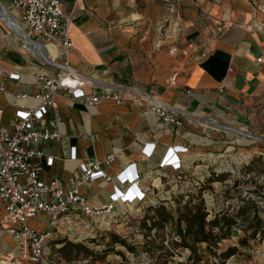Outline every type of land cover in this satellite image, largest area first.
Wrapping results in <instances>:
<instances>
[{
    "label": "crops",
    "instance_id": "obj_1",
    "mask_svg": "<svg viewBox=\"0 0 264 264\" xmlns=\"http://www.w3.org/2000/svg\"><path fill=\"white\" fill-rule=\"evenodd\" d=\"M61 2L71 14L75 49L66 60L59 57L62 48L47 47L28 35L19 13L8 0H0V88L10 93L0 92V127L11 128L19 92H38L32 84L38 67L53 74L74 71L91 83L90 92L109 90L123 99L120 104L103 101L86 108L57 97L62 118L59 129L65 139L63 144L43 146L57 158L52 168L42 172L44 182L56 177L67 184L81 163L93 158L104 162L114 154L110 165L103 164L112 182L98 180L84 186L81 193L92 205L106 204L116 188L128 190V185H119L117 177L137 173L138 187L148 197L143 203H118L119 211L150 202L151 193L165 191L167 172L179 179L198 175L207 167L204 161L235 150V135L253 139L246 129L258 126L264 116V0ZM9 20L33 41V51L20 28L19 32L12 30ZM40 53L55 65L39 58ZM66 61L68 69H63ZM12 73H20L25 84L9 79ZM157 103L177 115L183 125L161 122L156 116ZM147 145L155 146L151 158L143 153ZM175 146L190 149L179 154L185 160L184 168H161L167 151ZM70 148H76L75 161L68 158ZM3 216L0 202V221ZM6 238L15 245L3 235L0 259L16 250Z\"/></svg>",
    "mask_w": 264,
    "mask_h": 264
},
{
    "label": "built area",
    "instance_id": "obj_2",
    "mask_svg": "<svg viewBox=\"0 0 264 264\" xmlns=\"http://www.w3.org/2000/svg\"><path fill=\"white\" fill-rule=\"evenodd\" d=\"M8 1L12 9L19 13L28 35L32 34L47 47L62 48L59 57L64 60L75 50L70 31L71 14L64 11L62 0ZM261 11L264 12V7ZM38 57L55 65L54 60L46 56L38 54ZM61 67L68 69L67 61ZM9 79L25 84L20 73L10 74ZM32 84L38 92H19L11 128L0 127V202L4 211L0 221V239L8 235L14 240L16 250L12 259L19 257L35 264H47L46 244L60 230L63 220L82 216L98 222L112 217L117 212L118 203L127 206L143 203L148 196L138 187L140 175L133 172L117 177L119 185H128V190L123 192L116 188L106 204L92 205L81 193L84 186L98 180L112 182L113 179L103 170V164L110 165L115 160L114 154L108 155L104 162L93 158L81 163L67 184L56 177L48 183L44 182L42 172L52 168L57 158L43 146L53 142L63 144L65 139L59 129L62 118L57 97L91 108L103 101L114 100L120 104L123 96L109 90L101 94L90 92L91 83L70 70L66 74H53L38 67ZM0 92L10 95L2 87ZM155 106L156 116L161 122L173 127L183 125V121L165 105L157 103ZM189 150L184 146L170 148L160 167L182 170L185 160L179 154H187ZM154 151V145H147L143 153L151 158ZM68 158L77 160L76 148H70ZM196 187L200 188V184ZM40 217L48 219L49 226L44 233L27 225ZM8 258L5 257L6 260ZM6 260L0 264H6Z\"/></svg>",
    "mask_w": 264,
    "mask_h": 264
},
{
    "label": "rangeland",
    "instance_id": "obj_3",
    "mask_svg": "<svg viewBox=\"0 0 264 264\" xmlns=\"http://www.w3.org/2000/svg\"><path fill=\"white\" fill-rule=\"evenodd\" d=\"M246 131L264 138V116L261 117L258 126H251ZM235 136L237 140L235 150L204 161L203 166L207 167H203L204 171L198 175L191 173L187 179L183 176L179 179L175 173L167 172L163 180L169 182V185L160 194L151 193L150 202L126 207L115 212L112 217L98 222L82 216L63 220L60 230L46 244L47 264H187L191 252L173 244L179 241L174 224H168L162 230L156 228L148 233L142 222L153 215L152 212L149 213V208L161 202L176 210L178 205H183L190 197H195L197 201L196 196L199 195L197 184L205 190L201 199L204 200L209 212L208 220L219 214L230 218L236 216L243 200L259 206L262 211L260 215L264 217V141ZM222 175H225V178L220 181L218 176ZM211 177L214 181L208 182ZM193 188L196 190L190 193L193 192ZM186 196L188 198H185ZM147 222L149 224V221ZM237 224L229 239L222 240L217 245L197 246L201 260L196 263L211 264L215 262L216 252L232 246L238 248L240 252L229 259L227 264H264V239L254 241L247 238L248 223L237 219ZM27 225L40 233L46 232L49 226L45 217L29 221ZM215 233L220 234L218 230ZM111 235L118 236L135 248V251L131 252L122 244L113 245ZM5 241L10 248L16 247L9 239L6 238ZM69 242L86 246L97 255L89 259L73 249H68L63 254L58 253V250ZM105 250H110L106 257L102 256ZM67 253L70 261L64 258ZM5 260L3 257L0 262ZM6 264L35 263L25 258L12 259L10 256Z\"/></svg>",
    "mask_w": 264,
    "mask_h": 264
},
{
    "label": "trees",
    "instance_id": "obj_4",
    "mask_svg": "<svg viewBox=\"0 0 264 264\" xmlns=\"http://www.w3.org/2000/svg\"><path fill=\"white\" fill-rule=\"evenodd\" d=\"M218 178L223 180L225 175L218 176ZM213 177H211L208 182H213ZM199 195L195 197H190V200L185 202L183 205H178L176 210H173L165 202H161L156 206L149 208V213H153L143 220V227L149 233L154 229L162 230L168 224L175 225V231L179 237L178 242L173 244L176 247L188 249L191 252L189 256V262L187 264H197L201 260L197 253V246L202 244H219L222 240L229 239L232 236L233 229L236 228L237 219H241L243 222L248 223L246 231L249 232V239L262 241L264 239V217L260 215L261 209L254 202L242 201L239 210L234 217H228L225 215H215L212 220H208L209 212L202 198L205 192L204 188L200 186L198 188ZM149 221V224L148 222ZM218 230L220 234H216L215 231ZM146 238L148 234L145 235ZM112 243L122 244V246L127 247L131 252L135 251V248L129 246L124 240L120 239L118 236L111 235ZM68 249H73L78 251V253L84 254L86 258L95 257L97 254L91 251L86 246L81 244L67 243L58 250V253L63 254ZM110 250H105L102 256L109 254ZM148 251V250H147ZM239 249L236 247L229 246L226 250L221 252H216L215 262L211 264H227L228 260L239 254ZM67 261L71 258L69 253L65 254L64 257ZM103 258V257H102ZM168 264V263H166ZM181 264V263H177ZM210 264V262H208Z\"/></svg>",
    "mask_w": 264,
    "mask_h": 264
},
{
    "label": "water",
    "instance_id": "obj_5",
    "mask_svg": "<svg viewBox=\"0 0 264 264\" xmlns=\"http://www.w3.org/2000/svg\"><path fill=\"white\" fill-rule=\"evenodd\" d=\"M17 26H19V25H17ZM20 30H21V34H22L23 38L26 39L27 43H31L32 44L33 41L29 38V36L25 33V31H23L22 28H20ZM247 136L253 138L254 140L264 141V138H260L258 136H255V135H252V134H249V133H247Z\"/></svg>",
    "mask_w": 264,
    "mask_h": 264
},
{
    "label": "bare ground",
    "instance_id": "obj_6",
    "mask_svg": "<svg viewBox=\"0 0 264 264\" xmlns=\"http://www.w3.org/2000/svg\"><path fill=\"white\" fill-rule=\"evenodd\" d=\"M9 25H10V27L12 28V30H14V31H18V29H19V27L16 25V23H15V21H11V20H9ZM20 30V29H19ZM19 32V31H18ZM20 35V34H19ZM31 46V44L30 43H28V49H31L32 50V48L30 47ZM34 46V45H33ZM33 51V50H32ZM47 52V51H46ZM41 54V53H40ZM47 56V55H46ZM219 129H225L224 127H220L219 126ZM233 131H235L236 133H239V132H237V130H233ZM243 134H245V133H243Z\"/></svg>",
    "mask_w": 264,
    "mask_h": 264
}]
</instances>
